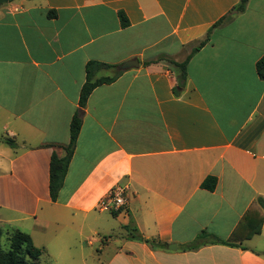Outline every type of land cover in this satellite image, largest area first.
Returning a JSON list of instances; mask_svg holds the SVG:
<instances>
[{
    "label": "crops",
    "instance_id": "0c3cea01",
    "mask_svg": "<svg viewBox=\"0 0 264 264\" xmlns=\"http://www.w3.org/2000/svg\"><path fill=\"white\" fill-rule=\"evenodd\" d=\"M238 2L0 5V136L16 144L0 148L1 234L37 236L47 253L73 240L82 250L85 236L106 232L101 224L111 215L121 232L103 235L108 250L97 264H264V209L256 203L264 199V80L255 70L264 56V0H248L212 30L174 92L172 61ZM133 59L137 66L95 87L79 107L87 62L116 66L97 78ZM77 110L81 129L52 201L50 158L65 154ZM207 176L216 178L213 190L201 186ZM118 183L128 184L125 207L99 210ZM248 210L250 220L233 232Z\"/></svg>",
    "mask_w": 264,
    "mask_h": 264
},
{
    "label": "trees",
    "instance_id": "16d2710c",
    "mask_svg": "<svg viewBox=\"0 0 264 264\" xmlns=\"http://www.w3.org/2000/svg\"><path fill=\"white\" fill-rule=\"evenodd\" d=\"M247 1L248 0H239V2L235 6H233L227 14H225L222 18H220L217 22H215V24H213L208 29L205 36L201 40H199L196 46L192 48L191 52L181 62L172 61L175 66L174 69L177 79V85L174 89V92L176 94L180 92L179 88L181 89L185 86V81L187 79V64L191 55L209 41L210 34L215 27L221 25L224 21L232 18L234 15L243 12ZM54 15L55 13L53 11L48 12L49 17H52ZM120 20H121V25L123 27L128 24L127 19L125 18L123 13H120ZM115 67H116L115 65L100 61H89L86 63L85 66L86 79L80 88L79 100H78L79 107L85 106L89 95L91 94V92L95 87L101 84H107L113 82L121 73L120 70H116L112 76H102L95 78L96 71L102 68H115ZM255 70L258 77L264 80V56H262L256 62ZM80 129H81L80 111L77 110L73 115V117L71 118L69 124V142L66 146L63 147L65 150V154L59 157L58 155H56V153L53 152L50 158L48 189H49V197L52 201L57 200L59 191L63 186L64 178L71 157L74 153V149ZM2 140L11 147H15L16 145L14 139L10 137H4L2 138ZM201 186L203 188L213 190L216 186V178L214 176H207L203 180ZM256 203L259 205L260 208L264 209V199L262 197H258ZM247 220H250V210H248L244 214V216L239 221L233 232H236V230H238L242 224H245ZM260 221H262V219ZM259 231H260V226L258 228L251 230L247 236H251L254 233H258ZM7 235L9 241L8 247L7 248L2 247L0 242V264H34V262L38 261L39 257L45 252L44 248L36 246L33 243L30 234L24 231L15 229L9 231ZM203 235L204 234H201L199 237H202Z\"/></svg>",
    "mask_w": 264,
    "mask_h": 264
},
{
    "label": "rangeland",
    "instance_id": "374dc122",
    "mask_svg": "<svg viewBox=\"0 0 264 264\" xmlns=\"http://www.w3.org/2000/svg\"><path fill=\"white\" fill-rule=\"evenodd\" d=\"M12 0H9V2ZM6 3L1 4V6L5 5ZM3 137V136H2ZM0 139L1 136H0ZM8 144L3 140L0 141V148L4 147L8 149ZM10 147V146H9ZM110 215V217H106V219L102 222V228L106 229V232H100L98 234L90 233L84 237V243L82 250L80 249L79 241L73 240L70 243H60L56 246H50V252H44L38 259V261L34 262V264H97L102 261V256L106 255V250L108 248L104 246L103 235L108 237L114 238L115 235H119L121 232L120 223L114 219ZM88 237V238H87ZM35 240L33 243L38 246L43 243V239L35 236ZM90 239L95 241L96 239L98 242H94L92 245L87 244V240ZM0 242L2 247L7 248L9 241L8 235L0 233ZM69 242V241H66ZM102 253L97 250L103 249ZM83 255L84 261L81 259V253ZM96 261V262H95Z\"/></svg>",
    "mask_w": 264,
    "mask_h": 264
},
{
    "label": "built area",
    "instance_id": "2783aa9c",
    "mask_svg": "<svg viewBox=\"0 0 264 264\" xmlns=\"http://www.w3.org/2000/svg\"><path fill=\"white\" fill-rule=\"evenodd\" d=\"M128 184L114 185L107 195L99 200L97 208L103 211L120 210L127 204Z\"/></svg>",
    "mask_w": 264,
    "mask_h": 264
},
{
    "label": "water",
    "instance_id": "95a60500",
    "mask_svg": "<svg viewBox=\"0 0 264 264\" xmlns=\"http://www.w3.org/2000/svg\"><path fill=\"white\" fill-rule=\"evenodd\" d=\"M9 0H0V5L3 3H7ZM138 65V60L137 59H133V60H127L123 63H121L120 65L117 66L118 70H124L128 67L131 66H137Z\"/></svg>",
    "mask_w": 264,
    "mask_h": 264
}]
</instances>
